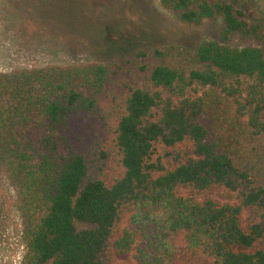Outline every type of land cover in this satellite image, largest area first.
I'll return each instance as SVG.
<instances>
[{
    "label": "trees",
    "instance_id": "obj_1",
    "mask_svg": "<svg viewBox=\"0 0 264 264\" xmlns=\"http://www.w3.org/2000/svg\"><path fill=\"white\" fill-rule=\"evenodd\" d=\"M160 2L184 25L221 19L220 39L0 73L21 264H113L114 249L135 264H176L181 251L264 264V22L233 2Z\"/></svg>",
    "mask_w": 264,
    "mask_h": 264
},
{
    "label": "rangeland",
    "instance_id": "obj_2",
    "mask_svg": "<svg viewBox=\"0 0 264 264\" xmlns=\"http://www.w3.org/2000/svg\"><path fill=\"white\" fill-rule=\"evenodd\" d=\"M221 1L237 4L251 22H264V0ZM222 29L221 19L198 26L184 25L160 0H0V73L107 63L141 49L162 46L193 51L203 42L218 41ZM107 36L110 42L118 43L121 37L130 42L116 50L104 44L101 47ZM178 194L198 202L213 200L236 205L234 199L218 191L193 194L180 189ZM244 218L247 222L249 215L246 213ZM125 228L123 223L121 229ZM21 233L16 195L0 174V264H21ZM111 256L113 264H135L132 254L114 249ZM176 264L210 263L181 251Z\"/></svg>",
    "mask_w": 264,
    "mask_h": 264
}]
</instances>
